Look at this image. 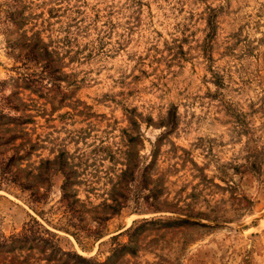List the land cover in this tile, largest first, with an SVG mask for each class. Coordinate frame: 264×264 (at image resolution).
Masks as SVG:
<instances>
[{"label":"rangeland","instance_id":"1","mask_svg":"<svg viewBox=\"0 0 264 264\" xmlns=\"http://www.w3.org/2000/svg\"><path fill=\"white\" fill-rule=\"evenodd\" d=\"M0 264H264V0H0Z\"/></svg>","mask_w":264,"mask_h":264},{"label":"trees","instance_id":"2","mask_svg":"<svg viewBox=\"0 0 264 264\" xmlns=\"http://www.w3.org/2000/svg\"><path fill=\"white\" fill-rule=\"evenodd\" d=\"M74 255V257H75V261L77 262H85V261H87V259L85 258V257H83V256H81V255H79V254H77V253H74L73 254Z\"/></svg>","mask_w":264,"mask_h":264}]
</instances>
